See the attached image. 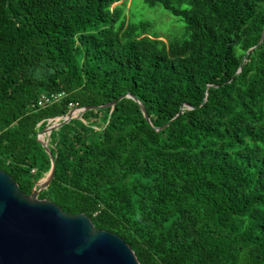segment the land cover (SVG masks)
Returning <instances> with one entry per match:
<instances>
[{
  "label": "trees",
  "instance_id": "trees-1",
  "mask_svg": "<svg viewBox=\"0 0 264 264\" xmlns=\"http://www.w3.org/2000/svg\"><path fill=\"white\" fill-rule=\"evenodd\" d=\"M120 1L0 0V170L30 195L52 159L38 199L140 264H264V0H145L184 22L167 43ZM69 103L95 110L48 155Z\"/></svg>",
  "mask_w": 264,
  "mask_h": 264
},
{
  "label": "water",
  "instance_id": "water-1",
  "mask_svg": "<svg viewBox=\"0 0 264 264\" xmlns=\"http://www.w3.org/2000/svg\"><path fill=\"white\" fill-rule=\"evenodd\" d=\"M127 97L139 104L144 119L150 123L142 104L129 94ZM115 103L98 108H112ZM90 110L95 108H84V112ZM72 119L68 115L39 133L37 139L48 155L44 136ZM51 163L47 177L30 195L23 194L0 170V264H140L122 238L96 229L88 216L67 214L54 203L38 199L39 192L54 176L52 159Z\"/></svg>",
  "mask_w": 264,
  "mask_h": 264
},
{
  "label": "rangeland",
  "instance_id": "rangeland-1",
  "mask_svg": "<svg viewBox=\"0 0 264 264\" xmlns=\"http://www.w3.org/2000/svg\"><path fill=\"white\" fill-rule=\"evenodd\" d=\"M116 5H124L123 16L132 23H148V33L167 43L172 39L183 40L186 37L184 22L166 11L161 5H148L145 0H121Z\"/></svg>",
  "mask_w": 264,
  "mask_h": 264
},
{
  "label": "built area",
  "instance_id": "built-area-1",
  "mask_svg": "<svg viewBox=\"0 0 264 264\" xmlns=\"http://www.w3.org/2000/svg\"><path fill=\"white\" fill-rule=\"evenodd\" d=\"M64 94L63 93H59V94H42L40 95V97L37 99L35 107L37 109H42L45 108L51 104L54 103H58L59 101H61L64 98ZM69 108L71 109L70 112V116L75 119V118H80L83 113H84V108L81 107H77L76 105L69 103ZM60 121V119H55V120H50L49 122L51 123V126L56 125L58 122ZM32 172H34L32 170Z\"/></svg>",
  "mask_w": 264,
  "mask_h": 264
}]
</instances>
